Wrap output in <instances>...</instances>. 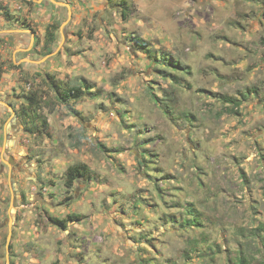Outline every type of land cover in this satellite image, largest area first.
Listing matches in <instances>:
<instances>
[{
    "label": "rangeland",
    "instance_id": "rangeland-1",
    "mask_svg": "<svg viewBox=\"0 0 264 264\" xmlns=\"http://www.w3.org/2000/svg\"><path fill=\"white\" fill-rule=\"evenodd\" d=\"M0 63V264H264V0H0Z\"/></svg>",
    "mask_w": 264,
    "mask_h": 264
},
{
    "label": "trees",
    "instance_id": "trees-1",
    "mask_svg": "<svg viewBox=\"0 0 264 264\" xmlns=\"http://www.w3.org/2000/svg\"><path fill=\"white\" fill-rule=\"evenodd\" d=\"M125 16V13H123ZM51 36V34H49ZM133 41L136 43L137 47H139L140 49H143L144 52L146 53V55L148 56L151 52V50L149 49V44L146 41H143L142 39L138 38V37H134ZM53 42V37H50V39H48V43H52ZM50 52V50L48 49V53ZM3 73V68H2V64L0 63V76ZM79 94H80V90L78 88H72L69 89L66 93V96L71 97V99H73V101H79ZM26 100L28 101V105H31L32 107L34 105L38 106V102H36L34 100V98L32 96L30 97H26ZM63 101H65V98L63 99ZM231 103V101H226ZM87 173V167L85 165H73L70 166L67 170H66V179H65V186L67 188H70L72 183L80 178V177H84V174ZM70 220H74L76 219V216L72 215L69 217ZM52 223H54L56 226H58L61 229H64V221L61 220H57V219H52L51 221ZM192 227L197 226V220H193L192 223L190 224ZM236 257L234 259V261H229L230 264H252L250 261L247 260L246 255L243 252H239L238 254H236Z\"/></svg>",
    "mask_w": 264,
    "mask_h": 264
}]
</instances>
